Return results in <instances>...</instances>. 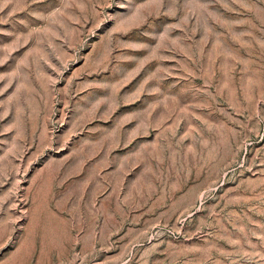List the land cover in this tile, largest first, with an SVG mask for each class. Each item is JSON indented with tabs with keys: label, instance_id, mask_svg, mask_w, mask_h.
Instances as JSON below:
<instances>
[{
	"label": "rangeland",
	"instance_id": "1",
	"mask_svg": "<svg viewBox=\"0 0 264 264\" xmlns=\"http://www.w3.org/2000/svg\"><path fill=\"white\" fill-rule=\"evenodd\" d=\"M0 264H264V0H0Z\"/></svg>",
	"mask_w": 264,
	"mask_h": 264
}]
</instances>
